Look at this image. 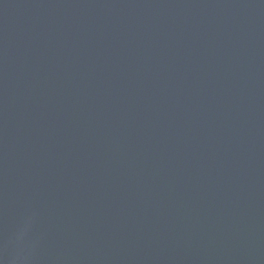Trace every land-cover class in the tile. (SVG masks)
Returning a JSON list of instances; mask_svg holds the SVG:
<instances>
[{"label": "water", "instance_id": "obj_1", "mask_svg": "<svg viewBox=\"0 0 264 264\" xmlns=\"http://www.w3.org/2000/svg\"><path fill=\"white\" fill-rule=\"evenodd\" d=\"M0 264H264V0H0Z\"/></svg>", "mask_w": 264, "mask_h": 264}]
</instances>
